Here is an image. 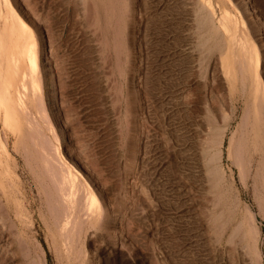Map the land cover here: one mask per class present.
I'll use <instances>...</instances> for the list:
<instances>
[{
  "label": "rangeland",
  "instance_id": "1",
  "mask_svg": "<svg viewBox=\"0 0 264 264\" xmlns=\"http://www.w3.org/2000/svg\"><path fill=\"white\" fill-rule=\"evenodd\" d=\"M247 1L211 0L214 23L227 10L238 22L237 33L251 41L260 104L264 0ZM199 3L0 0V130L10 137L7 158L21 165L11 181L33 217L31 226L23 219L16 230L0 220V264H257L240 225L243 218L252 223L246 208L255 213L264 264V109L256 153L252 125L241 122L254 103L251 73L246 70L244 78L228 55L222 57L221 48L233 46L224 30L208 41L205 33L214 23L197 13ZM30 48L37 55L33 69ZM30 73H37L41 91L33 95L30 112L12 116V99ZM230 110L235 115L224 150L236 183L230 201L240 205L235 212L209 187L202 148L210 141L200 136ZM28 117L37 129H28ZM27 130L38 135L39 146L25 152L24 143H31ZM234 130L233 149L240 148L244 161L253 160L247 181L227 158ZM40 144L45 151L58 149L83 194L92 192L103 208L100 222L84 221L70 244L49 209L47 191L54 185L47 182L44 194L36 186L35 176L46 181L47 175L36 166L44 151Z\"/></svg>",
  "mask_w": 264,
  "mask_h": 264
},
{
  "label": "bare ground",
  "instance_id": "2",
  "mask_svg": "<svg viewBox=\"0 0 264 264\" xmlns=\"http://www.w3.org/2000/svg\"><path fill=\"white\" fill-rule=\"evenodd\" d=\"M199 1H201V3H199L201 5H199L200 7L197 8L198 9L197 13L199 12L200 15L203 14L202 16H205L208 19L212 18L211 20H212V24H213L215 21L214 20L215 14H214V8H213V4H212L211 0H199ZM247 2H245V3H247ZM208 19H207V21H208ZM243 25H245V24H243ZM212 27H213V29L211 32L208 31V33H205L208 35V41H210L213 38V36H216L217 34L219 35V33L221 34L220 31L224 30L225 31L224 34H225L226 39L231 41V44L233 46L229 50L225 46H223L221 48L222 49L221 50L222 57L223 56L225 57L228 55L229 60H232L236 64V68H238L240 70L239 71L240 74H242V73L244 74V78H246L245 75H247V72H245L246 70L250 71V73H251V77L253 79L252 80L253 81L252 86H251V93L254 96V103L252 104L251 107L246 108V110L243 112L241 122L244 123L245 121H248V123H251L252 131L254 133V137H253L254 138L253 139L254 140V151L256 153H259V128H258L259 127V116H260V113H262V111L264 109V102L259 104V100H258V98H259V87L255 83V81H257L259 74H258V71L255 67L256 62H255V54H254L255 52H253V50H252L253 46L251 44V41L246 37L245 33H242V34L237 33L238 28H239L238 22H237V20H235V18H233V16L227 10L222 12L221 17L218 20V24L214 23L212 25ZM218 35H217V37H218ZM223 35H222V37L224 38ZM209 37H211L210 40H209ZM222 37H221V40H222ZM202 38L204 39V37H202ZM205 40L207 41V38ZM263 40L264 39H262V41ZM203 43L205 44L206 42L203 40ZM217 46H218V43H217ZM32 49H31V51L29 53V57H28L30 60V67H29L30 69H33V67L35 68L37 65V55H36L35 51ZM16 71H18V68H16ZM228 75H229V73H228ZM237 77H238V75H237ZM244 78L242 77V80H241L242 82L245 81ZM238 82H239V80H238ZM224 88H225V86H224ZM236 88L238 89V86ZM40 91H41V82L38 78L37 73H33V74L30 73L28 75V78L24 79V81L21 83V86H20L19 90L17 91V93H18L17 96H15V98L12 99L13 100V107L10 110L11 115L12 116L16 115V114H22L23 115L24 110L25 111L28 110L29 107L31 106V104L33 103V101H34L32 98L33 95L40 93ZM243 94H244V92H243ZM208 96L209 97H208L207 101L209 100L212 102V96L213 95H208ZM261 98H263V97H261ZM214 101H216V100H214ZM223 102H226V101H223ZM224 104L226 105V103H224ZM228 108H229V104H228ZM27 112H30V111L28 110ZM221 113H219V114H221ZM29 115H31V114H29ZM42 115H43V113H42ZM234 115L235 114L232 110H230L229 113L223 112L220 122L216 123V124L209 122L210 124L207 125L208 130H209V131H207L208 133L204 134L203 132H201L200 136L205 137V139H207V141L208 140L210 141L209 144L205 143L206 145L202 148L203 149L202 154L204 156V159H206L205 168L208 171V176H206V178L208 177V179H209L208 180L209 187L211 190L216 191L218 193V195L220 194L219 196H221V197H218L220 202L227 203V205H229V207H231L233 209V211L235 212L237 209H239L240 205H239V202L237 201V199L230 201V195L233 192H235L236 183H235L233 170L227 169V167L225 166V152L226 151L224 150L227 131L229 130L231 122L234 119ZM3 119H4V117H3ZM44 120H46V119H44ZM210 120H212V119H210ZM207 121H209V120H207ZM26 124L28 125V129L30 131L38 128V127L36 128L35 121L31 117H28L26 119ZM37 124H38V122H37ZM6 129H7V127H6ZM135 129L133 131H135ZM23 133L24 132H22L21 134H23ZM27 133H28V135L29 134L31 135V136L29 135V138H28L31 143L30 144L28 142L24 143L23 146H24L25 152H28L30 150L29 148L31 146H33L34 148H37V145L39 142L37 140L38 135L33 136L28 130H27ZM236 133L237 132L235 130L232 133V136L230 139V147H228V149H227V158L233 164L238 165L240 179L242 181H245L246 178L249 177L252 173L253 160L249 159V160H247L248 162L244 161L240 157V155H241L240 154V148L237 147V148H235V150L233 149L234 139L236 138ZM250 135H251V133H250ZM9 138H10L9 134L5 130V128L3 130H0V148H1L0 152L4 151V152L0 153V191H1L0 192V220L1 221L3 219L5 221L8 220L10 222L9 224H11V228H15V230H16V227H18L20 225V223L23 219L26 220L30 225L31 224L30 218L32 219L33 217L31 215L30 211H28L27 208L25 207V205L23 204V201L21 200V198H18V194H17L18 191H17L15 185L13 184V181H11V176H12L13 172L17 171V168L18 167L20 168L21 165H19L18 162L7 158V155L5 154V151H6L5 148L8 147ZM239 143L240 142H238V146H239ZM40 145H42V144H40ZM246 145H247V143H246ZM43 146L46 147V145L43 144L41 147L42 149H43ZM46 149H48V148L46 147ZM43 150L44 151L41 154V158L39 160L35 158V161H36V166L38 167V169H41L40 171L43 170L46 172V174H47V175H45L46 181L43 178L38 179L39 176L37 178V175L35 174L37 172V170L35 171L34 165L32 164L31 161H29V160L27 161L28 158H26V161H27V164H28L30 170L32 171L31 173H33V175H36L35 176L36 180H37L36 186L41 193L46 192L47 189L45 188V185L46 184L48 185L49 182L54 185V190L53 191H52V189L50 190L52 192L47 191V193H48L47 198H49V204H50L49 209L54 214L55 224H56V227L58 229V232H59L63 242L65 244H70L71 240H73L74 237L76 236V234H78V232H80L79 229L82 228L81 227L78 229V226L82 225L84 221L88 222L90 225H94V223H97V221H99L103 216V211H102L103 208L100 206L101 203L99 204L98 200L96 199L97 197H95V195L92 192L87 191L86 193L83 194V185L79 182L77 174L71 169V167H69V165H67L66 161H64V160H62V158H60V156L58 154V149L56 147L52 146L49 148L48 151H45V148ZM34 151H35V149H34ZM39 152H38V154H39ZM30 156H32V154H30ZM257 173L259 175V164H258V168H257ZM48 186H50V184ZM8 191H9V194H8ZM49 204H48V206H49ZM245 210H246L247 214H250V219L252 220V223L248 224V226L245 225V219L244 218L241 220L240 225L243 227V230H244V233H242V235H244L246 240H247V247H245V248H246L249 256L250 255L254 256L257 264H262L261 262H259L261 260L260 259L261 257L259 258V247H258L259 233L257 232L255 225L253 224V219L255 218V213L249 212V210H247V208ZM77 230H78V232H77ZM245 245H246V243H245ZM40 246L41 245H37V244L35 245L36 249L38 251L42 252Z\"/></svg>",
  "mask_w": 264,
  "mask_h": 264
}]
</instances>
